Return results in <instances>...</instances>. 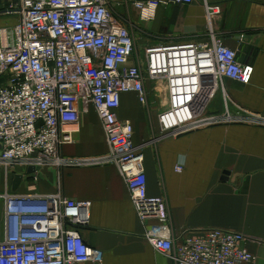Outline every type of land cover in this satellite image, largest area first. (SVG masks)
Returning <instances> with one entry per match:
<instances>
[{
    "label": "built area",
    "instance_id": "obj_1",
    "mask_svg": "<svg viewBox=\"0 0 264 264\" xmlns=\"http://www.w3.org/2000/svg\"><path fill=\"white\" fill-rule=\"evenodd\" d=\"M197 0H10L3 13L16 18L0 29V169L56 170L114 165L130 195L143 239L173 264H245L254 256L241 244L242 234L220 229L185 231L174 236L163 196L150 197L143 154L133 142V127L117 111L122 94L135 93L147 105L148 90L165 91L157 115L161 136H180L204 127L248 124L264 127V116L249 112L227 97L221 81H251L253 68L237 60L211 24L217 5L202 7L206 37L145 47L134 54L133 26L127 4L141 22L159 7L189 5ZM123 9L122 13L116 10ZM221 91L224 110L207 114ZM235 106L232 114L227 105ZM92 107L101 125L107 153L66 158L62 147L81 113ZM181 172L182 167H175ZM0 264H102V252L83 240L88 226L87 201H74L61 191L52 195L5 193Z\"/></svg>",
    "mask_w": 264,
    "mask_h": 264
},
{
    "label": "crops",
    "instance_id": "obj_2",
    "mask_svg": "<svg viewBox=\"0 0 264 264\" xmlns=\"http://www.w3.org/2000/svg\"><path fill=\"white\" fill-rule=\"evenodd\" d=\"M9 1L0 0V29L16 23L15 17L3 13ZM130 1L133 0L127 2ZM206 1L220 9L211 22L216 34L236 52L240 63L253 68L248 85L229 79L221 81L227 97L241 108L264 116V0ZM121 9L116 8L122 13ZM137 20L132 22L136 55H141L145 47L206 37L201 0L159 7L151 21L141 22L138 16ZM4 81L1 78L0 85ZM146 88L150 90L149 114L135 93H126L120 97L117 117L133 127V142L143 154L147 194L164 197L172 234L179 236L187 231L199 235L208 229L239 233L245 238L241 246L254 256L245 264H264V127L224 124L176 137L161 136L157 115L165 104V91H152L150 84ZM151 91L159 95L156 107L151 103ZM227 107L232 114L235 112L230 102ZM224 108L222 93L218 91L207 106V114H221ZM72 137L74 142L61 149L66 158L107 153L92 107L80 114ZM178 165L181 172L175 171ZM26 171L15 168L5 175L0 169V241L2 195H52L61 191L67 199L90 203L89 223L80 234L87 245L102 252V264H173L143 239V227L114 165L76 166L62 171L43 166L33 174ZM15 175H22V180L13 187Z\"/></svg>",
    "mask_w": 264,
    "mask_h": 264
},
{
    "label": "rangeland",
    "instance_id": "obj_3",
    "mask_svg": "<svg viewBox=\"0 0 264 264\" xmlns=\"http://www.w3.org/2000/svg\"><path fill=\"white\" fill-rule=\"evenodd\" d=\"M123 1H128V0H123ZM7 4V3H6ZM121 10H123V9H121ZM126 12V14L128 15V17H129V20H130V22L132 23H135V22H138V20H137V16H136V14L132 11V8H131V5H129V4H127V10L125 11ZM132 23V24H133ZM151 94H150V96H151V103H153V105H154V107H156L157 105H158V103H159V95H155V93L154 92H150ZM157 94V93H156ZM142 105V104H141ZM150 101L147 103V105H145V106H143L144 107V111L146 112V114H149V109H151L150 108ZM258 127V126H257ZM158 131H159V127H158V129H157ZM160 133V132H159Z\"/></svg>",
    "mask_w": 264,
    "mask_h": 264
},
{
    "label": "water",
    "instance_id": "obj_4",
    "mask_svg": "<svg viewBox=\"0 0 264 264\" xmlns=\"http://www.w3.org/2000/svg\"><path fill=\"white\" fill-rule=\"evenodd\" d=\"M35 171H37V169L29 167L26 171L27 174H33ZM226 175V174H224ZM22 180V175H15L13 178V182H12V186L16 187L18 186V184L20 183V181Z\"/></svg>",
    "mask_w": 264,
    "mask_h": 264
}]
</instances>
